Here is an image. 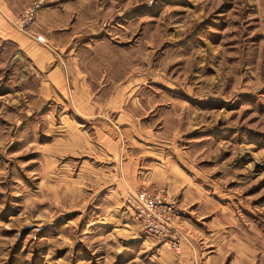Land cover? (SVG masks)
<instances>
[{"label":"rangeland","instance_id":"1","mask_svg":"<svg viewBox=\"0 0 264 264\" xmlns=\"http://www.w3.org/2000/svg\"><path fill=\"white\" fill-rule=\"evenodd\" d=\"M4 1L18 14L3 19L60 60L80 58L102 116L38 93L42 74L0 41V264H235L238 250L242 264H264V0H43L27 24L39 0ZM115 91L121 141L166 144L205 194L185 205L182 190L147 179L122 197L128 209L130 190L164 189L179 253L140 220L110 222L102 197L115 167L98 156L91 127L111 124ZM77 127L88 136L80 148Z\"/></svg>","mask_w":264,"mask_h":264},{"label":"crops","instance_id":"2","mask_svg":"<svg viewBox=\"0 0 264 264\" xmlns=\"http://www.w3.org/2000/svg\"><path fill=\"white\" fill-rule=\"evenodd\" d=\"M17 14L16 11L7 6L4 0H0V41L1 44L3 43L4 45L8 43H13L16 46L18 45L17 48L21 50V54L25 53L29 62H31L37 70V74H42V78L37 80L39 83L38 93L41 92L46 98L61 96L68 101V106L73 108L75 114L85 119H96L98 116H102L100 115L101 107L99 108L101 103L98 100L100 96L91 87V83H93L94 80H87V75L81 70L80 62L78 61L80 58L76 57V61L72 62L68 61V59L60 60V55H57L50 47L37 43V41L22 33L18 28L14 27L2 17L14 19V16ZM72 63L78 64V68ZM132 82H134L133 78ZM121 97L122 94L119 91H115L107 98L110 99V103H108L110 108L106 109V111H108L105 114L111 124L106 121V123L94 124L91 127L94 132L91 143L97 151L98 156L106 158L104 163L113 164L115 167L112 174V180H114L115 186L110 188L108 193H105L104 198L102 197V200L110 207V222L114 223V226H119L121 221L124 222L123 220H126L125 226L129 224V220L137 224L140 223L139 219L132 211L124 208L122 197L128 187L137 186L141 181H147V179L148 182H152L150 185L156 189L163 185H167L168 189L172 192L182 190V200L185 205H189V203L191 204L193 202L197 204L199 201L197 197L199 196L202 200L205 194L200 193L198 185L194 183L190 176L173 167V162L168 159L169 156L167 154L165 155L166 144L158 141H149L147 145L146 142L142 143L138 141V143H136L137 146L134 145L133 148H130L126 142L123 140L121 141L119 130L113 127L114 123L111 119L113 115L119 117V119L116 120L117 123L121 120L120 117L125 119L123 118L125 117L124 115L118 114L119 108L117 102ZM134 110L133 108V111ZM114 112L116 113L114 114ZM127 116L128 120L132 118L131 114L127 113ZM133 124L134 123L131 124L134 128L133 130L138 131L139 128L137 125ZM74 130V132H78L79 134V137H74L75 147L80 148L83 144L82 141L86 140L88 136L83 129L77 127V129ZM139 130H143V128ZM68 154H72L70 150ZM162 159L164 164L168 163V166L164 169H159V167H153L152 169V167H150L151 169L149 171L143 170L141 172V164L158 163V161H162ZM103 222L104 221H102V223ZM186 223L188 224V222ZM190 254L191 253H189V256H191ZM236 256L238 257L237 259H235ZM246 256L247 254L245 252L238 250L234 256V259L237 261L235 264H242L239 261V257L246 258Z\"/></svg>","mask_w":264,"mask_h":264},{"label":"built area","instance_id":"3","mask_svg":"<svg viewBox=\"0 0 264 264\" xmlns=\"http://www.w3.org/2000/svg\"><path fill=\"white\" fill-rule=\"evenodd\" d=\"M43 2V0L36 1L26 9L25 24L34 20ZM165 198L164 189L152 190L149 187H140L130 190L126 194L125 201L128 209L141 221L144 233L168 241L172 248L179 253L181 242L178 233L173 230L172 206L165 201Z\"/></svg>","mask_w":264,"mask_h":264}]
</instances>
